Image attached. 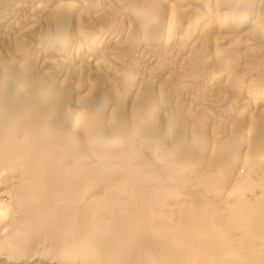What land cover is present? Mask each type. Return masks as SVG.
<instances>
[{
	"label": "bare ground",
	"instance_id": "6f19581e",
	"mask_svg": "<svg viewBox=\"0 0 264 264\" xmlns=\"http://www.w3.org/2000/svg\"><path fill=\"white\" fill-rule=\"evenodd\" d=\"M0 264H264V0H0Z\"/></svg>",
	"mask_w": 264,
	"mask_h": 264
}]
</instances>
